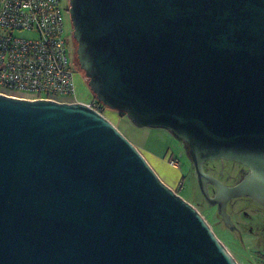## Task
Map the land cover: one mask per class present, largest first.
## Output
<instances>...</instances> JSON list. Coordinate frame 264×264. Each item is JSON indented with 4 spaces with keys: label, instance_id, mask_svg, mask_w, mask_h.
Masks as SVG:
<instances>
[{
    "label": "water",
    "instance_id": "water-1",
    "mask_svg": "<svg viewBox=\"0 0 264 264\" xmlns=\"http://www.w3.org/2000/svg\"><path fill=\"white\" fill-rule=\"evenodd\" d=\"M68 11L97 101L185 143L227 220L230 199L264 205V0H70ZM213 160L250 172L227 187L204 171ZM0 264L239 262L106 116L0 94Z\"/></svg>",
    "mask_w": 264,
    "mask_h": 264
},
{
    "label": "built area",
    "instance_id": "built-area-1",
    "mask_svg": "<svg viewBox=\"0 0 264 264\" xmlns=\"http://www.w3.org/2000/svg\"><path fill=\"white\" fill-rule=\"evenodd\" d=\"M65 13L62 0H0L1 95L82 103ZM86 105L105 116L107 109L97 99Z\"/></svg>",
    "mask_w": 264,
    "mask_h": 264
},
{
    "label": "rangeland",
    "instance_id": "rangeland-1",
    "mask_svg": "<svg viewBox=\"0 0 264 264\" xmlns=\"http://www.w3.org/2000/svg\"><path fill=\"white\" fill-rule=\"evenodd\" d=\"M62 6L66 9L65 36H68L70 54L74 57L76 54L74 27L68 11L70 0H62ZM74 65L78 100L89 104L95 99V95L79 63L74 62ZM106 109L105 116L139 149L161 179L197 208L239 264H264V244L257 239L256 234L248 233V227L257 225L255 222L260 224L261 218H253L251 210L243 209L241 215H237L238 212L234 213L235 221L242 225V239L240 234H236L219 224L216 210L204 200L203 194L193 177L192 165L186 154L185 143L167 130L138 127L126 114L113 111L107 107ZM178 181L180 183L176 186ZM238 209L235 210L238 211Z\"/></svg>",
    "mask_w": 264,
    "mask_h": 264
},
{
    "label": "flooded vegetation",
    "instance_id": "flooded-vegetation-1",
    "mask_svg": "<svg viewBox=\"0 0 264 264\" xmlns=\"http://www.w3.org/2000/svg\"><path fill=\"white\" fill-rule=\"evenodd\" d=\"M74 47H76V54L73 57V59L78 63L77 59V43L74 39ZM96 99V98H95ZM186 154L190 160V163L192 165V174L195 178L198 186L199 183L196 178L195 174V167L194 162L189 154L188 146L185 145ZM204 171L209 174L211 177L217 179L221 184L227 187H233L241 183L244 178L249 174L250 169L240 163L233 162V161H222V160H213V161H207L204 164ZM209 193L212 197H215L218 193V190L216 186L212 183L208 184ZM200 189V186H199ZM201 192V190H200ZM202 193V192H201ZM204 200L206 201L205 197L203 196ZM207 202V201H206ZM208 203V202H207ZM216 210L217 215V222L221 225H224L227 229H229L232 232H235L236 234H240L242 238V225L240 223H237L234 219V213L238 212L237 215H241V212L244 210H251V213L253 214V218L260 217L261 223L257 225H251L248 227V233L256 234L257 239L264 244V205L258 203L254 199L244 196V197H236L233 199H230L226 203V209L227 214L230 216V218L227 220L223 214L219 211V206H212ZM239 208L238 211L235 209ZM244 209V210H243ZM241 225V226H240ZM212 227V226H211ZM264 246V245H263ZM264 248V247H263ZM264 255V252H263Z\"/></svg>",
    "mask_w": 264,
    "mask_h": 264
},
{
    "label": "crops",
    "instance_id": "crops-1",
    "mask_svg": "<svg viewBox=\"0 0 264 264\" xmlns=\"http://www.w3.org/2000/svg\"><path fill=\"white\" fill-rule=\"evenodd\" d=\"M158 161H160V159H158ZM179 183H180V182L178 181V182L176 183V186H178V185H179Z\"/></svg>",
    "mask_w": 264,
    "mask_h": 264
}]
</instances>
